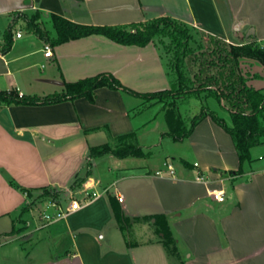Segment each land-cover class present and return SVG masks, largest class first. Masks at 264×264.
Segmentation results:
<instances>
[{
	"label": "crops",
	"instance_id": "1",
	"mask_svg": "<svg viewBox=\"0 0 264 264\" xmlns=\"http://www.w3.org/2000/svg\"><path fill=\"white\" fill-rule=\"evenodd\" d=\"M34 11L40 13L42 24L50 21V14L100 25L169 16L231 42L248 36L264 40V0H0V90L42 98L61 92L64 82L102 71L140 92L170 86L151 42L125 45L89 34L52 45L53 56L45 57L47 40L25 30L21 20ZM10 24L12 44L2 52V33ZM46 29L54 34L53 27ZM18 30L20 36L15 34ZM239 65L246 84L264 93V65L244 56ZM141 102L122 90L101 86L94 90L93 101L77 97L0 106V264H171L153 220L131 221L124 236L110 197L130 218L166 214L186 255L183 264H264V157L251 152L253 146L241 174L222 175L221 171L236 170L239 161L230 135L209 116L188 137H167L164 147H153L157 141L161 145L167 124L163 111L162 123L157 115L145 117L152 104L138 110ZM127 133H134L128 141L149 151V156H89L90 147L114 146L117 137ZM168 153L174 175L156 174ZM87 163L86 179L99 196L50 223L28 211L76 189ZM198 173L205 182L196 179ZM221 186L224 200L211 199L207 190ZM21 187L32 189V198ZM43 188L51 195H40ZM116 194L122 196L120 201ZM25 205L28 209L21 212Z\"/></svg>",
	"mask_w": 264,
	"mask_h": 264
},
{
	"label": "trees",
	"instance_id": "2",
	"mask_svg": "<svg viewBox=\"0 0 264 264\" xmlns=\"http://www.w3.org/2000/svg\"><path fill=\"white\" fill-rule=\"evenodd\" d=\"M21 20L25 30L47 40V43L51 45L89 34H101L114 42L125 45L144 46L151 42L158 49L160 58L164 62L170 86L166 89L140 92L124 85L112 73L102 71L75 81L64 82L61 92L42 98L20 94L15 90H0V106L10 103L45 104L77 97H85L93 101L94 90L106 86L142 99L138 110L154 102H162L167 130L162 132L161 136L169 137L173 141L188 137L196 124L205 116H209L230 135L239 161L236 170L221 171L222 175L241 174L243 164L251 160L250 148L264 144V93L246 84V78L239 65V58L242 56L256 59L264 65V47L252 40L251 36L242 41L226 42L211 35L210 40L213 42L211 47H204L202 42H198L194 47L190 43L191 27L169 16H157L122 24L100 25L77 23L59 15L50 14L54 29L53 35L43 27L38 11L29 15L24 14ZM13 24H10L2 33V52H6L11 47ZM159 45L162 46L163 51H160ZM199 94L216 100L219 107L228 112L229 123L217 111L202 106L198 113L183 118L176 110V102L183 103L190 97H198ZM132 136L134 133L119 135L116 146L110 143L92 146L88 154L91 157H97L109 153L118 158L127 155L149 156V151L145 152L141 146L128 142ZM87 166L85 174L76 186L90 175L89 163ZM233 180L235 179H231V182ZM21 190L29 199L32 198V189L21 187ZM53 192L58 191L53 190ZM40 195L49 196L51 193L43 188ZM33 200L31 199V202ZM109 200L114 218L124 236L127 235L131 221L153 219L152 224L155 226V231L168 257L171 259L179 255L178 239L166 214L155 213L130 218L122 214L112 197ZM28 207L29 205H25L21 212L27 210ZM13 231L12 229L10 232ZM185 258L186 255L180 256L179 264H183Z\"/></svg>",
	"mask_w": 264,
	"mask_h": 264
},
{
	"label": "built area",
	"instance_id": "3",
	"mask_svg": "<svg viewBox=\"0 0 264 264\" xmlns=\"http://www.w3.org/2000/svg\"><path fill=\"white\" fill-rule=\"evenodd\" d=\"M16 36H20V31H16ZM226 42H231L228 39H223ZM261 47H264V40L255 41ZM43 54L45 57L53 56V48L49 43H45L43 46ZM197 166V163H193ZM166 171L169 175H174V166L169 158H166L163 162V169H158L156 174H161ZM196 179L205 182L206 179L204 175L198 173ZM94 183L90 182V179L84 180L76 189H68L67 194L55 195L49 197L48 200L43 205L42 210L39 211V218L45 222L50 223L65 218L69 213L79 209L82 202L78 200L77 194L82 195L83 202H87L100 195V191L94 190ZM103 191H106L103 189ZM208 196L215 201H223L225 197V190L221 187L209 188L207 190ZM116 198L120 201L122 199L121 195L116 194Z\"/></svg>",
	"mask_w": 264,
	"mask_h": 264
},
{
	"label": "rangeland",
	"instance_id": "4",
	"mask_svg": "<svg viewBox=\"0 0 264 264\" xmlns=\"http://www.w3.org/2000/svg\"><path fill=\"white\" fill-rule=\"evenodd\" d=\"M43 25L46 27V28H52V24L50 21L48 20H45L43 21ZM191 27V45L196 47L197 46V43L198 42H202L203 46L204 47H211L213 45V42L210 40L211 38V35L209 34H206L204 32H201L199 30H196L194 27L190 26ZM193 28V29H192ZM213 36V35H212ZM244 38L241 37L239 38L238 40H232L234 42H237V41H242ZM160 51H163V48L161 45L158 46ZM141 106V104H140ZM209 107L210 109H213L215 111H217V113L223 117L226 122L229 123V115H228V112L221 109L218 105V103L216 102V100L212 99V98H205L203 96V94H199L198 97H190L188 98V100H186L185 102L183 103H178L176 102L175 104V107H176V110L180 113V115L183 117V118H186V117H189L195 113H198L200 107ZM162 111H163V103L162 102H154L152 103V105L149 107V109H147V111L145 112V117L147 116H156L157 117V120L159 122L162 123ZM163 114H164V111H163ZM162 125V124H161ZM167 137H162L160 136V139H161V145H159V141H157L158 143L156 145H153V147H164L165 145V142L167 141L166 140ZM118 142V141H117ZM128 142H131V141H128ZM118 145V143H116L114 146ZM140 146V145H139ZM171 148V147H170ZM167 151L169 152L170 150H172V148ZM171 152V151H170ZM251 152L253 153H260L262 157H264V146L263 144H260V145H256L254 146L252 149H251ZM171 153H168V156H169V159L171 160V156H170ZM114 161H118L114 158ZM157 161V158L156 160H154V163ZM261 161L264 162V158L261 159ZM227 185V184H226ZM54 193V192H53ZM78 200H80V202H83L82 200V195H80L78 197ZM42 205L41 204H35V205H32V207H29V212L34 214L35 217L38 218V215H39V211L42 210ZM132 222H144L143 219H140V220H137V221H132ZM131 222V223H132ZM129 231V230H128ZM127 231V232H128ZM179 255L178 256H173L170 260V263L171 264H179V258L180 256H183V251L179 248Z\"/></svg>",
	"mask_w": 264,
	"mask_h": 264
},
{
	"label": "water",
	"instance_id": "5",
	"mask_svg": "<svg viewBox=\"0 0 264 264\" xmlns=\"http://www.w3.org/2000/svg\"><path fill=\"white\" fill-rule=\"evenodd\" d=\"M252 30V29H251ZM249 35V31L246 33V36H248ZM153 220V219H152Z\"/></svg>",
	"mask_w": 264,
	"mask_h": 264
}]
</instances>
